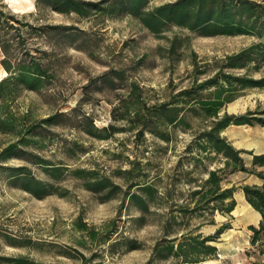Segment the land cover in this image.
<instances>
[{
	"label": "rangeland",
	"instance_id": "1",
	"mask_svg": "<svg viewBox=\"0 0 264 264\" xmlns=\"http://www.w3.org/2000/svg\"><path fill=\"white\" fill-rule=\"evenodd\" d=\"M76 1L79 12L52 0H0V20L3 14L13 15L0 31V80L16 75L20 65L40 73L37 88L7 81L8 91L0 97V119L10 117L0 129V264H11L6 259L16 256H23L26 264H168L171 258L153 259L152 248L170 214L176 223L172 230L178 234L191 229L205 236L224 223L230 225L212 242L216 252L209 264L264 260V251L259 253L264 246L246 242L241 234L246 229L231 212L202 216L186 212L183 217L170 212L186 203L188 191L206 176L204 167L222 165L217 158L200 164L191 159L195 152L184 151L203 122L188 117L190 127L173 131L170 127L171 140L165 142L148 131L137 136V126L128 129L126 120L113 118V108L129 96L132 83L139 87L140 104L161 102L191 84L193 61L207 69L198 75L200 81L214 73L216 61L258 39L199 35L175 25L153 33L124 9L115 7L112 13L101 9L119 0ZM172 1L149 0L146 9ZM253 1L264 5V0ZM173 37L177 46L172 51ZM107 71H119L120 78L101 77ZM263 73L264 63L252 74ZM130 97L136 100L135 95ZM257 108H264V88H245L220 114ZM51 115H57V122L44 123ZM84 115L96 127L113 123L123 129L108 139L93 137L86 132L91 125ZM261 127L229 125L221 134L234 147H254L257 153L258 140L264 139ZM21 139L26 142L19 143ZM11 143L16 146L2 158ZM242 156L249 166L250 156ZM38 157L47 166H61L59 174L50 176L36 162ZM19 168L41 180L45 194L37 197L24 190L15 175ZM77 169L85 173L79 176ZM233 174L223 186L237 190L243 183ZM87 178L103 180L107 186L88 189ZM146 180L157 192L141 211L129 194L137 189L134 183ZM210 218L213 223H204ZM77 223L85 224L95 237Z\"/></svg>",
	"mask_w": 264,
	"mask_h": 264
},
{
	"label": "trees",
	"instance_id": "2",
	"mask_svg": "<svg viewBox=\"0 0 264 264\" xmlns=\"http://www.w3.org/2000/svg\"><path fill=\"white\" fill-rule=\"evenodd\" d=\"M148 1H113L101 9L107 10V13H112L115 7L124 9L126 13L137 17L143 26L153 33L162 31L166 25H175L197 32L199 35H253L258 39L249 46L216 61L214 73L200 81L197 80L198 75L205 73L207 69H200L193 61L191 84L174 94H169L161 102L148 106L145 103L140 104L139 87L132 83L129 96L119 99L118 104L113 108V118L126 120L129 123L128 129L137 126V136L148 131L165 142L171 140L170 127L172 131L176 127L182 129L190 127L188 117H197L203 122L204 126L193 133V138L185 146L184 151L195 152L191 159L200 164L204 159L211 161L217 158L222 165L211 169L204 167L206 176L188 191L186 203L175 208L171 207L170 212L176 211L181 217L186 212L197 216L214 212L229 214L236 205L233 197L236 187L223 186L224 180L236 171L255 174L263 180L262 184H242L239 187L243 191L245 200L261 216L257 226L247 227L251 231L249 243L255 245L259 242L264 246V171L257 169L264 166V152L254 153L252 150L236 148L221 134L229 125L264 126V108L247 110L241 114L226 112L220 114L223 106L231 102L242 89L264 88V73L258 76L252 74L259 71L264 63V5L253 0H174L146 9ZM52 3L80 11L78 9L80 2L76 0H52ZM12 17L13 15L3 14L0 20V31L7 27ZM176 46V37H173L170 40L169 49L173 51ZM101 77L120 78V73L107 71ZM7 81L22 83L28 88H37L40 85V73L37 68L30 70L27 66L20 65L16 75H9L8 78L0 80V97L6 95L8 91ZM132 95H135V101L130 99ZM118 109L122 111L116 113ZM56 117L57 115H51L43 122L55 124ZM84 118L90 119L91 127L86 129L87 134L99 139H108L123 129L116 127L113 123L96 127L91 118L87 115H84ZM9 119L10 117L0 119V129L6 122H10ZM25 142V139L19 141V143ZM15 146L16 143L7 145L1 157H6ZM242 154L250 156L249 166L246 165ZM36 162L47 168L45 170L52 177L57 176L62 168L54 165L47 166L44 159L39 157ZM21 169H15V175L23 182L22 188L37 197L45 194V184L28 172L20 171ZM74 172L79 176L85 173L83 169H77ZM85 184L88 189L94 191L107 186L104 185L103 180L89 178L86 179ZM133 186H137V189L129 194L131 202L139 206L141 211L147 210V203L153 200L157 192L154 183L146 180L134 183ZM174 218L175 216L170 214L165 219L162 226L163 235L152 248L153 259L171 258L172 261L168 264H202L216 252L212 242L225 229L230 228L228 223H224L213 234L205 236L201 233L193 234L191 229L178 234L177 231L172 230L176 224ZM204 223H213V219H207ZM76 225L88 232L85 224L77 223ZM88 234L90 238L95 237L93 231H89ZM263 251L264 247L259 250V253ZM6 260L11 264H26L23 256L9 257ZM254 264H264V260Z\"/></svg>",
	"mask_w": 264,
	"mask_h": 264
},
{
	"label": "crops",
	"instance_id": "3",
	"mask_svg": "<svg viewBox=\"0 0 264 264\" xmlns=\"http://www.w3.org/2000/svg\"><path fill=\"white\" fill-rule=\"evenodd\" d=\"M238 126H245V125H238ZM264 128V127H261ZM258 142L260 143L261 149L257 150V153L264 152V139H259ZM242 149L252 150L254 151V147H246L245 145L239 146ZM258 170H264V166L258 167ZM240 177L242 183L244 184H262L263 180L256 176L255 174H249L242 171H236L233 175ZM240 185V184H238ZM237 186V185H236ZM235 200H237V204L231 211V215L237 217V221L244 226L246 232H243V237H246V242H249L251 231L247 228L249 225L257 226L261 216L258 211H256L244 198L243 191L240 188H237L233 193ZM252 264V263H250Z\"/></svg>",
	"mask_w": 264,
	"mask_h": 264
},
{
	"label": "bare ground",
	"instance_id": "4",
	"mask_svg": "<svg viewBox=\"0 0 264 264\" xmlns=\"http://www.w3.org/2000/svg\"><path fill=\"white\" fill-rule=\"evenodd\" d=\"M210 262H212V260H205V261H203V264H209Z\"/></svg>",
	"mask_w": 264,
	"mask_h": 264
}]
</instances>
